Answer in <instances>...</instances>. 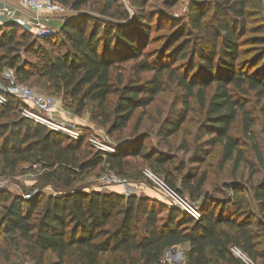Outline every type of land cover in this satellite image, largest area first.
I'll use <instances>...</instances> for the list:
<instances>
[{
	"label": "trees",
	"instance_id": "1",
	"mask_svg": "<svg viewBox=\"0 0 264 264\" xmlns=\"http://www.w3.org/2000/svg\"><path fill=\"white\" fill-rule=\"evenodd\" d=\"M52 1L77 10L90 0ZM202 1L207 3L201 5ZM131 4L137 6L138 2L131 0ZM205 6L212 7V14L204 21ZM254 7L260 8V0H189L187 19L165 46L171 64L155 66L139 60L134 64L136 78L126 83L114 81L111 74L117 68L116 61L126 59L120 47L126 46L134 57L138 55L137 44L144 36L139 16L128 28L122 22L84 13L67 16L54 53L38 44V37L20 24H0V71H13L18 83L25 84L32 77L38 82L45 79L55 91L76 102V112L92 103L91 119L106 127L107 134L125 128L133 112L150 104L167 81L180 88L182 98L181 108L173 110L160 129L165 138L179 130L193 97L205 113L204 134L211 136L208 144L221 145L222 159L232 161L234 170L246 160L240 139L230 135L240 116L243 134L252 140L262 167V178L250 187L259 216L250 208L246 189L235 183L225 185L232 192L229 197L217 200L204 194L197 204V219L149 196L87 191L74 187L80 175L102 169V163L122 173L125 157L132 154H140L153 171L163 172L170 187L181 194L186 191L190 198L202 193L206 177L188 170L177 187L164 170L171 158L144 150L138 140L112 154L86 150L81 137L69 138L21 116V103L8 96L0 104V173L14 171L23 163L35 164L43 170L44 182L56 181L59 186L41 204L35 194L0 191V264H20L11 260L14 252L6 245L19 250L18 255L31 264H45L47 252L55 259L50 264H63L72 248L78 252L79 264H100L103 256L112 257L114 264H161L164 252L182 243L188 244L186 264H215L211 253L220 264H242L231 251L234 246L257 263L264 251V158L253 140L254 118L244 95L253 92L259 99L264 97V34L254 37L263 45L259 52L239 59L240 39ZM100 13L116 16L111 0ZM123 14L127 17L128 12ZM23 55H32L36 61ZM185 60L190 70L180 71L177 63ZM144 72L152 75L141 79ZM111 94L117 96L113 103L108 101ZM261 111L264 114V103Z\"/></svg>",
	"mask_w": 264,
	"mask_h": 264
},
{
	"label": "rangeland",
	"instance_id": "2",
	"mask_svg": "<svg viewBox=\"0 0 264 264\" xmlns=\"http://www.w3.org/2000/svg\"><path fill=\"white\" fill-rule=\"evenodd\" d=\"M107 1L108 0H90L77 10L72 9L70 6H66V16L62 20L55 18L51 25L52 32L43 37L37 36L39 38H37L38 44L44 45L47 50L54 53V51L58 49L61 39L59 32L60 27L67 16L84 13L103 20L122 22L127 28L133 27L131 22L132 19L139 16L141 24L143 25L142 32H144V36H142L143 39L138 41L137 44L138 55L134 57L132 52L130 53L129 50H127L126 46L120 47V53L122 56L124 55L126 59L120 62L116 61L117 68L111 74L113 80L122 79L123 83L134 81L137 74L134 64L139 60H148L155 66L165 62L171 64L167 53L164 52L165 46L176 33L180 24L187 19L189 0H136V2H138L137 6H133L131 0H111L112 11L116 14L115 17L102 15L100 13V10L105 8ZM206 3L207 2L203 1L200 2L201 5ZM204 11L205 16L203 20H209L212 14V7L205 6ZM124 12H128L127 17H123ZM263 26L264 0H260V8L257 9L254 7L248 15L246 32L240 39L241 55L239 59L251 58L262 48L263 45L257 43L254 37L264 34L262 31ZM133 32L135 36H138L137 31L134 30ZM111 53L114 55L116 52L114 50ZM23 57L31 62L36 61L32 55H23ZM178 64H181L179 65L180 71L190 70L187 60L177 63V65ZM193 71H195V68ZM151 75V72H144L141 73L139 77L145 79L149 78ZM12 82L16 83L13 71L6 69L0 71L1 92L8 91L12 86ZM25 85L31 87L38 93L52 97L58 107L71 110L78 120L76 119V123H73L74 121L66 122L68 127L76 125L74 130L79 132L86 150L92 152L96 150L90 142L94 131L97 129L105 133H107V131L106 127L99 125L96 121H92L91 111L94 109L92 103H88L82 112H76V102L72 101L68 96H65L61 91H55L47 84L45 79L41 78L38 82L36 77H32L28 82H25ZM213 89V85L208 88L207 99L210 98ZM180 92V88L175 84L166 81L163 90L155 96L150 104L144 108H137L133 112L125 128L108 134L110 140L116 144L117 148L125 144L133 145V141L138 140V143L148 152L165 153L171 158V161L164 165V170L171 174L179 188L182 173L191 170L198 176L205 174V183L201 187L202 193L198 197L190 198L186 191L182 193L196 204L202 202L204 194H208L211 198H216L217 200L218 198L229 197L232 192L230 189L226 188L225 185H230L231 183L240 184L246 189L245 194L249 200L252 212L259 216L256 204L251 199L252 193L250 187L262 178V167L254 152L252 140L248 139L243 134L240 116L233 125L230 135L240 139V148L246 160L236 170L233 168L232 161H224L222 159V148L219 143L212 145L208 144V140H210L211 136L204 134V131L207 129L206 121L204 120L205 113L193 97L189 99V110L179 130L167 138L160 132L162 125L166 122L173 110L181 108L179 101L182 95ZM244 97V100H246V108L250 110L254 118V125L252 127L253 140L257 143L264 158V114L261 111L264 97L259 99L253 92H247ZM116 98L117 96L115 94H111L108 96V101L113 103ZM81 124H85V126L91 125V128L80 127ZM196 152L198 153L197 157L194 155ZM125 159L126 165L122 173H116L110 165L102 163V169L96 168L84 175H80L74 182V187L84 188L87 191L93 189L92 187H95L97 184L95 181L96 177L101 172L105 171V169H109L128 182L127 185L121 186L123 189L120 188L122 190L120 194L123 193L124 195H128L136 193V196L151 195L153 196L152 198L157 199L165 206L171 207L160 196L154 184L143 174L144 169L147 168L164 179L163 172L153 171L152 167L140 154L127 155ZM178 167L182 169L180 173L175 171ZM42 173L43 170L35 164H20L14 171H3L0 173L1 188H3L0 190H8L11 193L20 194L22 196L28 194L38 195V203L41 204L45 201L46 196L50 193H54L56 186H59L56 181H53L51 184L44 182V180H42ZM115 188L117 187H110L101 191L113 192ZM10 246L11 245H6L7 249L14 252L11 258L14 263L31 264L30 262L24 261L23 258L18 255L19 250ZM187 249V243H182L172 249H167L163 254L161 264H186ZM262 254V257L258 259L255 264H264V251ZM210 256L215 264H220V261L216 260L214 254L211 253ZM54 260L51 253L47 252L45 264H50V262ZM250 261L247 260V262H245L241 260L242 264H252V261ZM63 264H79V255L74 248L68 251ZM100 264L114 263L112 257L103 256Z\"/></svg>",
	"mask_w": 264,
	"mask_h": 264
},
{
	"label": "built area",
	"instance_id": "3",
	"mask_svg": "<svg viewBox=\"0 0 264 264\" xmlns=\"http://www.w3.org/2000/svg\"><path fill=\"white\" fill-rule=\"evenodd\" d=\"M20 13H25L26 16L21 23L23 27L33 32L35 36L43 37L52 32V24L50 22L55 18L62 20L66 16L67 9L52 0H11V2L0 3L1 18L13 20ZM8 96H12L21 103V116L50 130L58 131L69 138L76 139L81 137L79 132L74 130L76 125L68 127L66 123L73 121L76 116L71 111L58 107L52 97L38 93L31 87L18 82H12V86L8 91H0V104H4ZM73 123L76 122L74 121ZM80 127L91 128V125L85 126V124H81ZM90 142L96 148V151L103 153V155L112 154L117 149L116 144L110 140L109 135L102 130L97 129L94 131ZM143 174L154 184L160 196L169 206L179 208L193 219H197L200 216L197 204L170 187L163 178L147 168L144 169ZM95 181L97 184L93 187V190L98 191L112 186H125L128 184L124 178L109 169L101 172ZM0 189H3L1 188V182ZM231 251L239 259L245 262L247 260L250 261L239 248L234 246Z\"/></svg>",
	"mask_w": 264,
	"mask_h": 264
},
{
	"label": "crops",
	"instance_id": "4",
	"mask_svg": "<svg viewBox=\"0 0 264 264\" xmlns=\"http://www.w3.org/2000/svg\"><path fill=\"white\" fill-rule=\"evenodd\" d=\"M6 2H11V0H0V3H6ZM24 17H26L25 16V13H20V14H18V16H17V18H15V19H13V20H7V19H4V18H1L0 17V24H2V23H5V22H15V23H18V24H20L21 26H23L21 23H22V20H23V18ZM52 22L53 21H51L50 23L52 24ZM74 120L73 121H75V122H77V120H78V118H73ZM77 119V120H76ZM82 120V119H81ZM113 188L114 187H117V188H115L114 189V191L115 192H117V193H121V189L120 188H122L121 186H112ZM93 188V187H92ZM123 189V188H122ZM113 191V192H114ZM123 194V193H122ZM132 194H135V195H137L136 193H132ZM145 196H149V197H153V196H151V195H145Z\"/></svg>",
	"mask_w": 264,
	"mask_h": 264
}]
</instances>
